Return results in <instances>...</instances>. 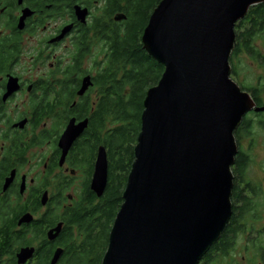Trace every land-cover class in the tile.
Listing matches in <instances>:
<instances>
[{
	"label": "water",
	"instance_id": "1",
	"mask_svg": "<svg viewBox=\"0 0 264 264\" xmlns=\"http://www.w3.org/2000/svg\"><path fill=\"white\" fill-rule=\"evenodd\" d=\"M264 0H163L143 35L148 55L165 68L150 89L124 203L103 264H200L233 216L235 132L251 112L263 113L231 78L236 25ZM84 81L81 94L90 86ZM86 123L72 121L65 153ZM109 180L99 152L92 190L102 198ZM62 225L48 239L60 235ZM37 251L23 248L18 264ZM58 249L50 264H58Z\"/></svg>",
	"mask_w": 264,
	"mask_h": 264
},
{
	"label": "flooded vegetation",
	"instance_id": "2",
	"mask_svg": "<svg viewBox=\"0 0 264 264\" xmlns=\"http://www.w3.org/2000/svg\"><path fill=\"white\" fill-rule=\"evenodd\" d=\"M117 7L125 9L126 1L0 0V239H11L16 264L23 248L65 253L69 239L82 241L85 209L99 206L107 192L108 186L99 198L92 182L101 148L109 167L99 141L111 138L109 127L97 122L99 78L108 69L116 27L127 20ZM72 121L86 128L65 153L61 141ZM59 225L60 235L50 241ZM253 233L243 244L261 233L264 243V231ZM245 255L237 263L263 264L262 256Z\"/></svg>",
	"mask_w": 264,
	"mask_h": 264
},
{
	"label": "trees",
	"instance_id": "3",
	"mask_svg": "<svg viewBox=\"0 0 264 264\" xmlns=\"http://www.w3.org/2000/svg\"><path fill=\"white\" fill-rule=\"evenodd\" d=\"M122 1H126L127 7H117V10L126 13L127 20L116 27L108 69L99 78V85L104 90L100 92L101 106L98 107L100 114L97 122L101 128L109 127L111 135L110 139L107 135L105 140L102 137L99 139L101 144L107 146L109 154V185L102 203L96 208L92 205L85 209L89 224L84 239H69L59 264H103L111 230L124 203V192L135 161L145 100L148 91L160 82L165 72V68L148 55L143 44V35L153 12L163 0ZM235 33L236 42L230 59L231 78L234 81L233 76H237L234 62L240 55L246 54L257 63L263 72L258 76L257 83L253 87L238 85L251 95L257 106L264 107V3L249 10L246 18L236 25ZM258 131H264V112L247 116L235 132L239 153L232 169L235 177L233 216L226 233L205 255L202 264H230L228 258L237 254L240 238L243 240L251 235L247 232H254L252 235H255L264 231V227H257L264 214L262 190L247 178L251 160L240 147L244 138ZM245 183L247 186H243ZM261 234L253 242L242 244L240 249L254 256H262L264 264V243L258 241ZM101 238H105L102 247ZM10 240L0 239V264H16L7 246ZM53 255L44 246L37 251L34 264H50Z\"/></svg>",
	"mask_w": 264,
	"mask_h": 264
},
{
	"label": "rangeland",
	"instance_id": "4",
	"mask_svg": "<svg viewBox=\"0 0 264 264\" xmlns=\"http://www.w3.org/2000/svg\"><path fill=\"white\" fill-rule=\"evenodd\" d=\"M234 65L237 76H233V79L239 85L242 84L245 87H253L257 83L258 76L263 75L262 69L259 67V65L246 54H242L236 58ZM240 147L245 153L248 154L251 160L247 172V178L251 180L253 184H257L261 187V202L264 205V131H258L255 135L244 138L241 141ZM257 227L260 229L264 227V214L262 219L258 222ZM104 242L105 238H101V247L104 245ZM242 244L243 240L240 238L239 250L236 252V259L233 261V264H237V261H241L242 256L245 255V253L240 249ZM250 255L246 254L245 256L247 259H250ZM224 264L227 263L225 262ZM249 264L257 263L253 258H251Z\"/></svg>",
	"mask_w": 264,
	"mask_h": 264
}]
</instances>
